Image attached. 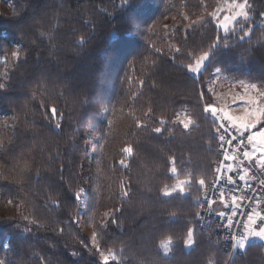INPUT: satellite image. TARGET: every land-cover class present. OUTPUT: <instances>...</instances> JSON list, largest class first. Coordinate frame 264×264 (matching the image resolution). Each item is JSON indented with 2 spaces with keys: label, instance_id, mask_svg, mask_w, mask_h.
I'll return each mask as SVG.
<instances>
[{
  "label": "trees",
  "instance_id": "16d2710c",
  "mask_svg": "<svg viewBox=\"0 0 264 264\" xmlns=\"http://www.w3.org/2000/svg\"><path fill=\"white\" fill-rule=\"evenodd\" d=\"M5 1L0 201L21 213L0 215V264H100L81 219L111 264H264V245L230 260L196 227L218 156L207 84L220 69L264 88V0H248L250 19L227 33L212 17L219 0ZM177 179L190 180L185 192L162 195Z\"/></svg>",
  "mask_w": 264,
  "mask_h": 264
},
{
  "label": "built area",
  "instance_id": "2783aa9c",
  "mask_svg": "<svg viewBox=\"0 0 264 264\" xmlns=\"http://www.w3.org/2000/svg\"><path fill=\"white\" fill-rule=\"evenodd\" d=\"M225 123L227 131L220 121L217 122L218 156L214 165L215 177L204 189L196 227L200 232L209 233L210 239L216 242L221 252L231 260L243 251L230 243V236L236 237L245 233L249 220H253L252 215L256 213L257 218L253 225L257 219L256 227L264 228V221L259 219V214L264 216V167H261V161L264 160L254 153V147L249 143L247 134L241 137L240 131L233 129L230 123ZM221 136L224 137L223 143L219 138ZM228 140H232V143L228 144ZM244 151L252 153L251 159L243 157ZM225 152L237 158L236 161L228 162L234 167L231 173L234 183H229V173L226 170L221 174L216 172V169L225 163ZM241 174L245 175L244 181L239 179ZM221 192L224 194L223 198ZM233 195L237 197L235 203L232 201ZM221 212L225 215H219Z\"/></svg>",
  "mask_w": 264,
  "mask_h": 264
},
{
  "label": "snow or ice",
  "instance_id": "6c2138e0",
  "mask_svg": "<svg viewBox=\"0 0 264 264\" xmlns=\"http://www.w3.org/2000/svg\"><path fill=\"white\" fill-rule=\"evenodd\" d=\"M226 2L228 3L229 7L228 9H218L217 11L220 12H227L228 14L223 15V23H221V27L222 28H230L233 27V29H235V25L240 21L243 20L245 22H247L250 19L249 16V4H248V0H226ZM130 3V0H122L121 6L126 5ZM215 15V13H214ZM231 22V25L230 23ZM240 31H244L243 29H240ZM252 32L251 30L244 33L245 36H251ZM241 39H243V37H241ZM83 43V41H81ZM178 51V50H177ZM14 56H18V53L13 52ZM209 58V52H203L199 57H197L195 59V62L193 64H188L187 65V70L193 74H199L205 65V61H207ZM221 72L220 69H216V73L219 74ZM241 83H244L243 81H241ZM4 85L0 84V88H3ZM246 88L251 89V90H257L258 94L261 96L262 95V91H260L258 89L257 84L252 83L249 85H245ZM55 111V110H54ZM204 112L205 113H210L211 116L215 119H218L221 123L222 126H224V130L227 131V127H226V123H230L233 129L236 130H240L242 129L243 131L240 132V136L242 137L244 135L245 132H247L250 128H255L257 123L260 122V118L255 117V120L251 119L250 117L253 116L252 113H250L248 116H233L231 115L229 112L224 111L223 109H218L216 106L213 105H208L205 106L204 108ZM257 112L260 113V117L264 116V111H261L259 108L257 109ZM163 123V121H162ZM183 123V127L184 128H188L189 124L191 123L190 120L187 121H182ZM154 131L156 133H161L163 131L162 128L157 127L154 129ZM221 142H224V137L221 136L219 137ZM248 141L249 143H252L254 141H259V147H260V151L262 153H264V131H257L256 133H254L253 135H249L248 136ZM228 144L232 143V140H228L227 141ZM124 151L126 153L131 154L132 153V148L131 147H126L124 149ZM243 157L245 158H249L251 159L252 157V153L248 152V151H244L243 152ZM236 156L234 155H229L227 152L224 153V164L222 167H218L216 169L217 174H221L223 171H227L229 173L228 175V181L229 183H234V181L232 180V176L231 173L234 171V167L232 163H228L229 161H236ZM121 163H123V161H121ZM261 167H264V161H261ZM242 171H246L245 169H242ZM171 172L173 174L177 173V169L176 167H172L171 168ZM239 179L241 181L245 180V175L241 174L239 176ZM199 185L201 187L204 186L205 181L203 179L198 181ZM190 184V180L189 179H177V182L174 186H172L171 189L169 188H165L162 191V195L164 196H171L174 192H178V193H183L185 191V186ZM126 194V193H125ZM77 196H79V193H77ZM224 194L223 192H221V197L223 198ZM237 197L235 195L232 196V201L233 203H235ZM219 215L223 216L225 215L223 212L219 213ZM253 218H257V213L255 215H252ZM249 219V216L248 218ZM259 219L261 221H264V216H261L259 214ZM249 222H251V220H249ZM257 225V219H256V223L254 225V231L253 232H249L247 235L245 233L242 234H238L236 235V237L230 236V243L232 245H234L236 248H239L241 246V244H243L245 247L248 243V241L251 238H259L260 240H264V228L260 227H256ZM92 240L95 243L97 240V233L93 232L92 234ZM195 242L194 240V229H188V236L186 239V243L189 244H193ZM96 250L100 255V264H111L112 261L116 260V254L112 249H108L106 252L105 251H100L99 245H96ZM72 255H77L75 252L72 253Z\"/></svg>",
  "mask_w": 264,
  "mask_h": 264
},
{
  "label": "rangeland",
  "instance_id": "374dc122",
  "mask_svg": "<svg viewBox=\"0 0 264 264\" xmlns=\"http://www.w3.org/2000/svg\"><path fill=\"white\" fill-rule=\"evenodd\" d=\"M220 1V6L218 9H228L229 5L226 2V0H219ZM0 6L5 10L6 13L10 14L11 9L9 4L5 0H0ZM217 9V10H218ZM215 11V15L213 14L212 17L213 19L216 20V24L220 31L223 33H227L230 29L233 27L230 26V28H222L221 23H223V15L228 14L227 12H220V11ZM243 21V20H241ZM245 22V21H244ZM231 25V22H229ZM262 27H264V16H263V21H262ZM206 63V61H205ZM190 74H193L190 72ZM200 74V73H199ZM193 75H198V74H193ZM241 83V81H234L224 75L222 72L219 74L216 73V69L213 71V76L212 78L208 81L207 88L210 94L213 96L215 100V105L218 109H223L226 112H229L233 116H248L250 113H252L253 116L250 118L255 120V117L260 118V122L262 120V116L260 117V113L257 112V109L259 108L261 111H263V99L264 96H261L258 94L257 90H251L245 87V85H249L251 83L245 82ZM1 84V82H0ZM258 86V85H257ZM258 89L262 91V95H264V88L261 86H258ZM210 114V113H209ZM211 115V114H210ZM213 118V117H212ZM217 122L219 121L218 119L213 118ZM191 119L186 115L185 112L181 111L176 119V122L180 123L183 125L182 121H187ZM259 122V123H260ZM257 123V125L259 124ZM193 125V122L189 124V127ZM256 125V127H257ZM189 127L187 129H189ZM255 128H250L247 132L244 134H247V137L249 135H253L257 131H264V128L260 130H256ZM238 131H243L242 129ZM255 150L257 151V155L260 157V159H264V153L260 151L259 141H254L251 143ZM93 152L96 153L99 150V144H96L93 147ZM93 171V162L91 165L88 167V174H91ZM172 188V187H171ZM169 188V189H171ZM185 192V191H184ZM175 193V192H174ZM173 193V194H174ZM169 197V196H165ZM21 213V207L18 206L15 203H8V204H2L0 201V215L1 216H7V217H16L18 214ZM254 221L251 220V222H248V225L245 230V234L247 235L249 232L254 231ZM80 225L83 228V230L89 235L92 244L94 247H96V242L94 243L92 240V234H93V229L89 226L88 222L85 221L84 219L80 220ZM256 241L258 243L264 244V240H260L259 238H251L247 245L250 242ZM170 241L166 240L162 244V251L164 252L165 255H169V248H170ZM246 245V246H247ZM191 244L188 243V247H190ZM241 247L245 249V246L241 244Z\"/></svg>",
  "mask_w": 264,
  "mask_h": 264
},
{
  "label": "crops",
  "instance_id": "0c3cea01",
  "mask_svg": "<svg viewBox=\"0 0 264 264\" xmlns=\"http://www.w3.org/2000/svg\"><path fill=\"white\" fill-rule=\"evenodd\" d=\"M256 152H257V151H256L255 148H254V153L257 154ZM263 160H264V159H263ZM253 221H255V218L253 219ZM253 224H254V223H253ZM252 243H258V242H256V241L253 242V240H252V242H250L249 244H252ZM249 244H248V245H249ZM260 244H262V243H260ZM248 245H247V246H248ZM262 245H264V244H262ZM191 246H192V244H191ZM247 246H246V247H247ZM246 247H245V249H246ZM240 248L242 249V251L245 250V249H243L241 246H240ZM169 253H170V248H169Z\"/></svg>",
  "mask_w": 264,
  "mask_h": 264
}]
</instances>
